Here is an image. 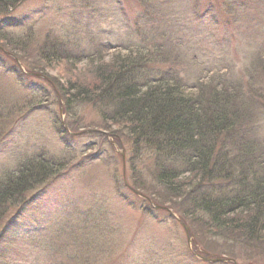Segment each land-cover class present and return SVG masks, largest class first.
I'll use <instances>...</instances> for the list:
<instances>
[{
    "label": "rangeland",
    "instance_id": "374dc122",
    "mask_svg": "<svg viewBox=\"0 0 264 264\" xmlns=\"http://www.w3.org/2000/svg\"><path fill=\"white\" fill-rule=\"evenodd\" d=\"M256 1L175 0L156 24L140 25L142 32L135 29L139 0H20L0 17V32L28 44L26 57L0 44V184L25 161L44 159L58 173L0 207L3 264H28L31 254L15 223L35 224L36 249L48 248L44 264H264V246L220 239L202 214L188 215V202L174 200L156 180L153 148L107 123L109 112L99 105L67 101L66 80L89 78L90 60L55 63L42 74L32 66L48 43L90 57L99 44L110 45L108 63L128 55L145 32L150 39L160 34L172 54L164 51L159 59L170 62L153 73L169 72L191 93L200 83L210 89L234 77L247 94L251 74L244 71L264 57V0ZM255 76V86L264 88V78ZM127 186L141 188L146 199ZM37 213L45 220L34 222Z\"/></svg>",
    "mask_w": 264,
    "mask_h": 264
},
{
    "label": "trees",
    "instance_id": "16d2710c",
    "mask_svg": "<svg viewBox=\"0 0 264 264\" xmlns=\"http://www.w3.org/2000/svg\"><path fill=\"white\" fill-rule=\"evenodd\" d=\"M139 1L143 8L136 32L144 30L140 25L156 24L162 11L176 4L175 0ZM18 3L20 0H0V17L8 16ZM164 32L162 28L160 33ZM3 33L0 44L4 42L7 51L26 57L28 44L17 43ZM142 34L133 51L130 49L125 57L117 53L108 63L103 54L109 55L110 45L99 44L90 57L82 49L69 53L63 45L56 48L48 43L39 49L32 66L42 74L55 63L76 66L84 57L90 60L94 72L90 69L89 78L73 74L66 80L68 85L62 93L70 98L67 101L99 105L109 112V118L104 116L107 123L122 128L134 144L153 148L157 155L156 180L171 191L174 200L188 202L190 217L195 212L202 214L218 238L264 246V88L255 86V74L264 78L263 55L244 71L251 74L247 94L243 81L234 77L233 84L220 80L210 89L200 83L191 93L169 72L151 71L157 64L170 62L159 59L164 51L169 59L172 54L158 41L164 39L160 34L152 39ZM15 166L9 172L11 176L0 184V207L28 194L48 176L58 175L55 165L44 159ZM31 244L37 246L33 239ZM25 246L30 249L27 243ZM38 253L28 254V264L38 261Z\"/></svg>",
    "mask_w": 264,
    "mask_h": 264
}]
</instances>
